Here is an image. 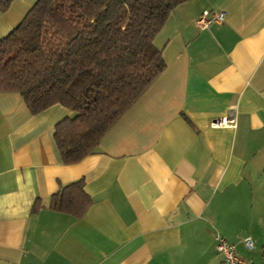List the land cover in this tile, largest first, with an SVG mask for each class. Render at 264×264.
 Segmentation results:
<instances>
[{
  "label": "crops",
  "instance_id": "1",
  "mask_svg": "<svg viewBox=\"0 0 264 264\" xmlns=\"http://www.w3.org/2000/svg\"><path fill=\"white\" fill-rule=\"evenodd\" d=\"M36 1L0 12V39ZM205 10L226 17L201 29ZM169 14L153 39L166 67L79 162L55 146L68 108L33 114L0 91V264H222L218 233L264 264V0H188ZM223 114L237 126H211ZM80 178L84 216L48 208Z\"/></svg>",
  "mask_w": 264,
  "mask_h": 264
},
{
  "label": "trees",
  "instance_id": "2",
  "mask_svg": "<svg viewBox=\"0 0 264 264\" xmlns=\"http://www.w3.org/2000/svg\"><path fill=\"white\" fill-rule=\"evenodd\" d=\"M12 1L0 0V12ZM186 1L37 0L0 39V91L18 92L33 114L68 108L55 146L64 163L79 162L166 67L153 39ZM83 182L61 186L48 208L84 216L93 200ZM43 207L37 200L31 210Z\"/></svg>",
  "mask_w": 264,
  "mask_h": 264
},
{
  "label": "built area",
  "instance_id": "3",
  "mask_svg": "<svg viewBox=\"0 0 264 264\" xmlns=\"http://www.w3.org/2000/svg\"><path fill=\"white\" fill-rule=\"evenodd\" d=\"M226 17L222 10H205L196 18V25L201 29L209 28L211 24L221 23ZM236 118L231 115H222L216 118L213 127H236ZM251 236L243 238V242L248 249H253L254 243ZM216 250L221 256L222 264H246L245 259L239 254L236 245L221 234L216 235Z\"/></svg>",
  "mask_w": 264,
  "mask_h": 264
}]
</instances>
